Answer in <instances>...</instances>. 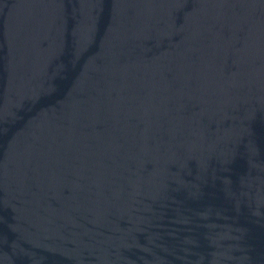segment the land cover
<instances>
[{"label": "water", "instance_id": "95a60500", "mask_svg": "<svg viewBox=\"0 0 264 264\" xmlns=\"http://www.w3.org/2000/svg\"><path fill=\"white\" fill-rule=\"evenodd\" d=\"M0 264H264V0H0Z\"/></svg>", "mask_w": 264, "mask_h": 264}]
</instances>
